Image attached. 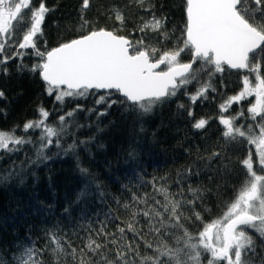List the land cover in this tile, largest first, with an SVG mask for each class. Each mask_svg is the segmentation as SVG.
<instances>
[{"label":"trees","instance_id":"obj_1","mask_svg":"<svg viewBox=\"0 0 264 264\" xmlns=\"http://www.w3.org/2000/svg\"><path fill=\"white\" fill-rule=\"evenodd\" d=\"M40 2L32 0L35 6ZM43 2L50 11L42 25L43 35L37 37V47L42 52L99 28L114 31L131 41L143 37L146 45L161 53L183 46L186 0H150L155 15L165 18L164 27L160 31L147 29L145 32L139 28L151 19L153 10L146 11L148 4L140 6L136 0H90V7L84 12L89 22L85 28L80 27L82 0ZM24 12L25 22L17 26L19 34L13 37L15 43L10 41L12 46L0 54V60L4 56L14 57L0 64V91L5 94L0 99V130L34 143L18 146L19 150L13 153L0 150V258L10 264L12 255H20L31 242L34 249H46L42 255L44 264H80V249L89 236L104 243V237L96 235L102 224H107L106 231H116L119 221L108 219L109 215L127 221L129 212L123 205L130 203L134 194L138 197L147 194L149 204L154 200L163 203L165 197L157 191L160 187H166L170 198L175 200H181L179 193H183V200L192 199L190 187L201 190L195 207L200 219L192 214L190 206H182L178 211L183 213L180 221L183 227L173 230L175 235L187 231L198 238L208 223L222 218L247 179L242 161L249 151L253 153L254 169L258 170L259 166L255 162V145L249 144L247 137H238L234 142L222 138L224 127L219 117L243 112L244 116L234 124L245 126L242 130L246 132L250 131L247 125H254L251 134L255 136L259 135L256 125L261 117L253 120V114L248 112L256 102L253 96L232 103L227 112H222L220 105L243 90L245 75H249L254 86L255 74L225 67L224 72L209 77V66L196 61L192 70L195 78L180 87L175 96L156 105L152 112L140 115L136 110L117 104L107 115L98 116L96 111L88 110L99 111L105 105L96 106L93 95L65 98L60 104L54 95L47 94V85L38 73L31 71L32 66L40 62L35 50L20 51L22 58L15 56L23 30L29 23L28 12ZM117 12L123 13V24L115 19ZM163 31L167 32L166 37ZM178 60L191 63V52L186 50ZM261 64L264 74V60ZM206 83L215 91L209 89L204 98L193 103L191 96ZM77 104L81 105V110L75 111L72 117L66 116L67 134L60 141L63 148L51 146L46 153L50 157L47 161L31 163L36 160L38 133L42 130L24 133V124L40 119L38 110L42 107L50 113L46 123L59 127V116L73 111ZM189 111L192 116L188 115ZM201 118L208 123L204 129L197 130L193 125ZM74 140L88 143L78 145L74 151H65ZM213 152H219L220 156L213 157ZM14 164L16 174L4 179ZM189 168L191 173L187 171ZM246 231L255 240L257 254H261L264 249L259 233L253 229ZM52 234L61 244L58 253L52 251L55 247L54 242L50 243ZM128 236L131 239V233ZM147 240L155 242L152 236ZM166 242L175 245L174 239L166 238ZM138 243L144 253V242ZM73 248L77 250L75 258ZM85 255L94 264L98 260L87 249ZM113 255L110 253L109 259ZM209 258V254L202 253L201 264H207Z\"/></svg>","mask_w":264,"mask_h":264},{"label":"snow or ice","instance_id":"obj_2","mask_svg":"<svg viewBox=\"0 0 264 264\" xmlns=\"http://www.w3.org/2000/svg\"><path fill=\"white\" fill-rule=\"evenodd\" d=\"M136 2L140 6L148 4L146 11L153 10L151 19L145 21L139 31L162 30L165 18L155 15L150 0ZM89 7L90 0H82L81 28L89 25L84 18V12ZM24 10L28 12L29 23L23 30L15 56L22 58L19 50H35L40 62L34 64L31 71L38 73L45 82L47 94L54 95L55 101L60 104L64 103L65 98L93 95L96 106L105 105L99 111L95 108L88 110L96 111L98 116L107 115L108 110L117 104L136 110L140 115L152 112L156 105L175 96L180 87L195 78L190 70L196 61L209 66V77L224 72L225 66L229 69H248L249 73L255 74L254 86L249 75H245L243 90L220 105L221 111L227 112L232 103H239L254 94L256 102L248 108V112L253 114V120L261 117L256 125L260 129L258 136L251 134L254 125H247L250 131L246 132L242 130L245 126L237 127L234 124L236 119L244 116L243 112L236 116L219 117V123L224 126L222 138L226 142H234L238 137H247L248 143L255 145V162L259 166L258 170L254 169L253 153L249 151L248 157L242 161L247 170V179L223 217L208 223L199 232L198 238L187 231L177 236L173 230L183 227L180 223L183 213L178 211L182 206H190L192 214L200 219V214L195 211L196 200L201 198L200 189L189 188L192 199L183 200V193H179L181 200H175L170 198L166 187H160L157 191L164 195V202L154 200L153 204L148 203L147 194L144 197L134 194L132 201L123 205L129 212V219L120 221L118 217L109 215L108 219L119 221L116 231L108 232L107 224H102L96 235L103 236L104 243L89 236L84 248L80 249V264H94L85 255V249L98 257L95 264H201L202 253L210 255L207 264H220L222 261L226 264H264V251L257 254L255 240L246 231L253 229L258 232L264 249V74L261 64L264 60V0H186L183 46L178 45L162 53L146 45L143 37L131 41L105 28L91 29L86 34L42 52L37 47V37L43 35L42 25L50 11L43 0L38 6L32 0H0V54L5 52L6 47L12 46L10 41L15 43L13 37L19 34L17 26L25 22ZM115 19L123 24L125 17L117 12ZM162 35L166 37L167 32L163 31ZM186 50L191 52L192 62L180 63L178 58ZM11 58L14 57L4 56L0 64H6ZM161 65H165L166 70L161 69ZM209 89L215 91L210 83L203 84L191 96L192 102L204 98ZM4 96V92L0 91V99ZM78 110H81L79 104L73 111L59 116V127H55L46 123L50 113L41 107L38 110L40 119L24 124V133L42 130L38 133L36 160L31 163L47 161L50 157L46 153L51 146L63 148L60 141L67 134L66 116L72 117ZM188 115L192 116L193 113L189 111ZM207 123V119L201 118L193 126L200 130ZM33 143L23 136L9 135L0 130V150L13 153L19 150L18 146ZM87 143L74 140L65 151H74L78 145ZM212 156L218 157L220 153L213 152ZM187 171L191 173L192 169ZM15 174L14 164L4 179ZM148 236L154 237L155 242L148 241ZM166 238L174 239L175 245L170 246ZM138 241L144 242V253ZM51 242L55 243L53 253H58L61 244L55 234H52ZM45 250L34 249L29 242L20 255H12L10 264H44L42 255ZM71 251L75 258L77 250L73 248ZM149 252L151 255L147 254ZM110 253H114L111 259ZM0 264L9 262L0 258Z\"/></svg>","mask_w":264,"mask_h":264},{"label":"water","instance_id":"obj_3","mask_svg":"<svg viewBox=\"0 0 264 264\" xmlns=\"http://www.w3.org/2000/svg\"><path fill=\"white\" fill-rule=\"evenodd\" d=\"M19 51H22V50H19ZM194 64L195 63H193V68H194ZM165 65H161V69H163V67H164ZM226 68H227V66H225ZM193 68H192V70H193ZM229 69V68H228ZM158 70H160V69H158ZM192 70H190L191 72H192ZM229 70H231V71H240V72H245V71H247L248 69H229ZM44 84H45V82H43ZM102 92H103V90H101ZM113 92H114V90H113ZM223 126V125H222ZM224 127V126H223Z\"/></svg>","mask_w":264,"mask_h":264},{"label":"rangeland","instance_id":"obj_4","mask_svg":"<svg viewBox=\"0 0 264 264\" xmlns=\"http://www.w3.org/2000/svg\"><path fill=\"white\" fill-rule=\"evenodd\" d=\"M25 11V10H24ZM23 35V34H22ZM21 40H22V36H21V38H20ZM18 44H19V42H18ZM251 96H253L255 99H256V97H255V95L253 94V95H251Z\"/></svg>","mask_w":264,"mask_h":264},{"label":"flooded vegetation","instance_id":"obj_5","mask_svg":"<svg viewBox=\"0 0 264 264\" xmlns=\"http://www.w3.org/2000/svg\"><path fill=\"white\" fill-rule=\"evenodd\" d=\"M15 23V22H14Z\"/></svg>","mask_w":264,"mask_h":264}]
</instances>
